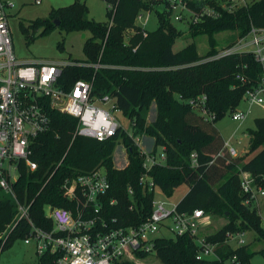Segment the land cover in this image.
<instances>
[{"label":"trees","instance_id":"obj_1","mask_svg":"<svg viewBox=\"0 0 264 264\" xmlns=\"http://www.w3.org/2000/svg\"><path fill=\"white\" fill-rule=\"evenodd\" d=\"M113 11H107L108 21L91 19L85 1L75 0L68 6L53 8L48 19H36L29 24L20 22V30L32 42L30 30L42 29L45 35L61 28L65 32L90 31L91 37L83 46L84 65L64 68L60 84L71 90L79 81L93 87V96L112 98L116 110L132 123L134 135L146 133L154 139L152 152L165 149L167 162L154 167L150 176L160 192L170 198L175 190L187 185L189 190L176 205L179 213L202 210L206 215L220 217L225 224L206 237L217 244L219 262L249 264L264 249L253 252L249 246L231 248L227 234L254 232L258 241H264V228L255 208L244 205L245 195L240 187V172L251 175L256 185L264 188V118L254 121L248 131V151L243 156L230 158L223 150V141L215 123L231 115L241 103L247 87L255 84L262 74L261 66L250 54H233L211 59L218 54L215 34L223 30L246 33L250 22L264 28V0H253L247 7L225 14L215 20H206L188 27L192 38L208 36V51L199 56L194 42L179 51H173L176 39L182 34L168 18L167 11H157L158 27L145 36L136 25L141 10L152 8L141 0H105ZM112 20V24H111ZM59 22V25L56 23ZM131 31L126 40V32ZM63 42L59 44L62 48ZM241 74L246 84L236 80ZM205 97L209 112L215 115L213 123L205 122L185 101ZM156 105L153 123L147 124L145 114ZM49 130L32 143V160L38 164L34 172L21 170L15 189L21 204L30 207V218L36 227L53 230L45 207L73 209L65 196L67 181L104 168L110 183L109 192L101 199L100 215L116 219L117 226H138L152 214L155 192L141 184L143 160L140 148L126 131L120 129L115 137L100 142L77 134L78 120L48 107ZM118 145L128 153L129 164L117 169L114 154ZM198 155V166L191 167L190 155ZM254 154L249 158V155ZM112 202H114L112 204ZM16 206L0 193V253L10 249L18 240H26L31 226L16 217ZM8 230V231H7ZM6 234V235H5ZM5 235V236H4ZM198 250L189 236L160 237L154 242V253L163 264H195ZM147 254H137L144 259ZM55 255L38 257L37 264H53ZM124 264H131L126 262Z\"/></svg>","mask_w":264,"mask_h":264},{"label":"built area","instance_id":"obj_2","mask_svg":"<svg viewBox=\"0 0 264 264\" xmlns=\"http://www.w3.org/2000/svg\"><path fill=\"white\" fill-rule=\"evenodd\" d=\"M148 1L152 8L141 10L136 25L147 35V25L152 11H167L171 22H182L188 27L206 20H215L225 14L234 13L247 7L253 0H141ZM41 4L42 0H35ZM15 0H0V193L12 200L16 206L14 224L26 221L31 226L30 236L25 244L35 245L38 257L45 254L55 255L53 264H124L135 260L137 254L152 253L154 242L166 231L170 238L191 237L198 247L195 264H212L220 259L215 250L217 244L210 243L199 236L202 226L210 216L196 209L189 213H179L176 205L164 201L153 202L151 216L138 226H117V220H107L100 215L101 199L109 192L110 183L107 172L99 168L90 174L67 181L65 196L73 203V209L45 207V214L53 223V230L36 227L30 218V207L21 204L16 195L15 185L26 167L34 172L38 164L32 160V143L50 126L48 107L78 120L77 134L96 139L109 140L123 129L121 124L105 109V105L115 104L111 97L95 98L93 87L86 81H77L71 90H66L60 79L67 66L84 65L72 61L23 60L15 53L11 18L15 16ZM110 9L115 11L112 5ZM147 14V15H146ZM146 15V16H145ZM112 24V20H111ZM238 32V30H237ZM233 54H250L261 66L262 74L255 84L246 88L242 101L247 111L230 115L234 122H243L250 108L264 110V28L250 22L244 34L238 32L234 43L221 49L211 59ZM241 84H246L244 76H236ZM205 122L213 123L215 115L208 111L205 97L185 101ZM124 130V129H123ZM126 131V130H124ZM140 148L143 160V175L140 182L150 192L157 193L158 187L150 172L154 167L165 165L167 155L164 148L154 153L144 152L139 137H133ZM123 160L128 153L123 146ZM230 158H237L236 150L224 142L223 150ZM129 164V160L123 168ZM191 167L198 166V155H190ZM118 169V168H117ZM240 187L246 200L244 205L259 210V199L264 198V188L256 185L249 173L240 172ZM264 182V176H263ZM114 202H112L113 204ZM255 205V206H254ZM46 210H49L47 215ZM7 230V231H8ZM6 235V234H5ZM244 232L227 234L226 243L235 242L243 246ZM226 263L232 264L233 261Z\"/></svg>","mask_w":264,"mask_h":264},{"label":"rangeland","instance_id":"obj_3","mask_svg":"<svg viewBox=\"0 0 264 264\" xmlns=\"http://www.w3.org/2000/svg\"><path fill=\"white\" fill-rule=\"evenodd\" d=\"M74 1L75 0H42L41 4H36L35 0H15L16 8L14 9V12L16 14L11 18L10 24L17 57L23 60L37 59L61 62H76L77 60H84L85 56L83 53V46L86 39L92 35L90 31H73L67 33L61 28H55L48 34L42 35V29L40 28L38 30H30V35L34 37V40L32 42H28L25 35L21 32L19 25L21 21L25 22V24H29L36 19H48L53 8L68 6ZM82 1L86 2L89 10L88 16L91 19H95L100 22L108 21L107 11L109 10V4L105 0ZM172 23L175 27L182 31V34L176 39L173 45V51L177 52L188 43L194 42L199 56H203L207 53V35H198L192 38L188 33V26L186 24L182 22ZM158 25V15L155 11H152L146 28L153 31L158 27ZM130 34L131 31L126 32V40L129 39ZM214 37L217 41V49L219 51V49L234 43L238 38V32L237 30L226 29L216 33ZM61 42L64 43L62 48L59 46ZM103 107L111 111L112 115L121 124L124 130L131 133L133 137H139L142 151L148 152L153 145L152 142H154V139L149 137L146 133H142V135L140 134L137 136L134 135L132 123L123 115L122 112L114 110L113 105H105ZM237 111H247V106L243 101L237 107ZM156 114L157 109L155 104H153V106H151L145 114L146 123H153L156 119ZM258 118H264V110L258 107H252L250 108L247 118L243 122L232 121L231 116L228 114L223 119L217 121L214 127L219 133L221 140L223 142H229V144L236 150L238 157H240L248 151V131L254 129V121ZM123 149V145H118L114 154L115 167L118 169L123 168L128 162V160H123ZM253 155L254 154L249 155V158ZM188 190L189 188L187 185H182L175 190L174 194L170 198L165 197L160 190H157L156 200L177 205L182 196L185 195ZM258 203L260 206L258 213L262 219V226L264 227V199H260ZM46 213L49 215V210H46ZM224 224L225 220L223 218L211 217L210 220L201 227L198 235L201 237H207L216 233ZM160 236L170 238L166 231H163ZM24 241L18 240L10 249L0 253V264H37L38 256L35 251V245H27ZM246 241L249 248L253 252L257 253L264 249V241L256 243L257 241L254 232H247ZM130 263L163 264L154 253L148 255L144 259L136 257L135 260ZM226 264L230 263L228 262ZM249 264H264V258L260 254H257L252 258Z\"/></svg>","mask_w":264,"mask_h":264},{"label":"crops","instance_id":"obj_4","mask_svg":"<svg viewBox=\"0 0 264 264\" xmlns=\"http://www.w3.org/2000/svg\"><path fill=\"white\" fill-rule=\"evenodd\" d=\"M175 52V51H174ZM241 102H242V100H241ZM156 106V105H155ZM237 109V108H236ZM198 115V114H197ZM199 116V115H198ZM153 143V145H152V147L149 149V151H152L153 150V148H154V142H152ZM223 144H224V142H223ZM186 195V194H185ZM185 195H183L182 196V198L185 196ZM181 198V199H182ZM180 199V200H181ZM261 199H264V198H261ZM260 200V199H259ZM178 204V203H177ZM260 207V206H259ZM257 210V209H256ZM259 210H260V208H259ZM257 213H258V210H257ZM258 215H259V213H258ZM212 216H210V218H211ZM261 218V217H260ZM261 222H262V219H261ZM263 227V226H262ZM264 228V227H263ZM245 233V236H244V241H245V243H244V245L243 246H247L248 244H247V241H246V234H247V232H244ZM255 234V233H254ZM204 237V236H203ZM206 238V237H205ZM255 238H256V235H255ZM256 243H259V242H262V241H258L257 239H256ZM228 245L231 247V248H236V246H235V242H231V243H228ZM239 247H241V246H239Z\"/></svg>","mask_w":264,"mask_h":264},{"label":"water","instance_id":"obj_5","mask_svg":"<svg viewBox=\"0 0 264 264\" xmlns=\"http://www.w3.org/2000/svg\"><path fill=\"white\" fill-rule=\"evenodd\" d=\"M56 25H59V22H57Z\"/></svg>","mask_w":264,"mask_h":264}]
</instances>
